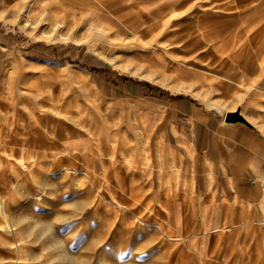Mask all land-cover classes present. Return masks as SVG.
Wrapping results in <instances>:
<instances>
[{
  "label": "rangeland",
  "instance_id": "rangeland-1",
  "mask_svg": "<svg viewBox=\"0 0 264 264\" xmlns=\"http://www.w3.org/2000/svg\"><path fill=\"white\" fill-rule=\"evenodd\" d=\"M25 1L26 5L23 6ZM29 1L30 3H28ZM126 1L130 0H108L103 10L108 12L111 9H122L125 5L123 3ZM214 1H216L214 6L203 11L202 9L201 11L198 10L201 14L196 10H188L186 3L178 7L174 6L177 15L173 16L174 19L171 20L173 25L170 26L186 28L187 36L183 40H180L179 37L169 39L168 25L167 31L158 37L167 45L168 49L164 50L163 53L168 62L170 47V53L173 56L185 57L188 55L190 62L193 59L196 65L198 64L197 69H193L187 77V82L191 84L193 79L197 77L196 79L199 78L200 80L199 83L201 82L200 86L199 83L195 84L196 87L191 84L192 88L188 87L187 90L178 91L169 89V72L150 71L148 68H142V73L134 71L133 68L137 69V65L140 66L135 64L140 53H147V49L139 46V43L134 40L132 32L126 28L120 29L115 36L103 38L101 42L88 46L85 43L76 42L70 35L84 36L86 26L91 21L87 16L89 14L86 15V18H83L81 13L77 14V22H80L81 26L75 28L71 16L69 19L72 23L59 20L55 24L48 18L47 21L46 19L35 21L37 17L42 16L46 9L40 2L0 0V91L8 88V94H12L9 82L12 75L14 76L13 71L19 69L17 64L10 60L14 53L19 58L24 57L27 61L24 69L27 83L38 78L47 80L44 77L50 73L59 81L67 78L66 76L70 71L76 73L77 76L80 75L72 87L74 88L77 84L88 87L89 91L85 92L83 100H74L69 106L68 110L70 111L67 117L60 118L61 116H59L58 118V115L45 117L44 127L47 129L49 122L52 123L56 120L55 123L59 122L60 124H56L57 128L54 132L60 138L59 140L64 142L82 138V148L91 143L92 133L88 131L87 125L107 122L109 125L113 123L123 125L128 130L130 125L127 123L129 122L127 118L136 113L137 104L138 106L145 104L146 107L153 108L152 115L161 117L157 121V132L159 136L164 135L165 140L162 137L160 144L166 150L167 146L169 147L167 134L169 123L165 121L166 109L169 107V98H174L176 95L190 98L191 101L209 108L214 107L210 103L211 101L222 103L223 107H214V109H217L223 117L229 109L238 111L241 115V110H243L248 115H254L257 122L246 117H244L245 120L239 121L255 126L264 132V69L261 71V68L253 62H248L245 66L243 62L234 61L229 57L233 55L230 49L224 55L214 53L213 48L208 50L209 47L207 48L205 44L206 40L202 39L201 35H198L199 30L194 28L197 19L192 17L195 14L203 17L205 16L204 12H210L205 17L208 18L209 22L213 20L214 24H218L225 19V15L229 14V11L238 14L240 9H243L244 12L252 3L250 0H235V3L238 2L237 4L240 5L242 2V4L239 8L228 11L225 8L228 5L225 2L228 0ZM235 3H230V7L235 6ZM7 11H11V14ZM12 13H17L15 14L16 17ZM20 13L22 14L20 15ZM24 15L30 18L27 26H23L22 21L26 19ZM189 16L190 18H188ZM110 25L111 22L108 21L102 26ZM63 28L65 29L63 30ZM159 31L149 33L146 37L148 39H151L149 37H156ZM197 37L204 42H195ZM187 41H191L192 45L187 46L185 44ZM195 54L198 55L193 57ZM21 61H23L22 58ZM142 63L143 61L140 64ZM149 74L155 79L149 78L147 76ZM210 77L219 79L218 88L214 91L209 89ZM68 81L70 82V80ZM246 84H253V88L248 90ZM59 86L64 87L63 84H59ZM10 101L11 106H6V109L8 111L12 109L13 112L21 114V110L13 109L12 98L7 100L8 103ZM80 103L82 111L89 110V112H84L83 116H79V110H77L79 109L77 105ZM34 104V99L28 97L23 106ZM114 128V126L109 128L110 133H113ZM108 136L107 143L109 144L112 143L111 140L115 139V136L113 134ZM131 137L132 134L129 132L128 138L131 139ZM63 147L56 145L54 152L63 149ZM126 149L119 151L124 152ZM157 150L158 148L154 149L153 152L150 151V157L155 162L152 161L151 168H146L144 165V156L140 157L139 161L137 160L134 168L126 162L124 164L123 154H120L121 159L119 158L117 164L123 172L122 190L114 179L108 185L104 184V176L107 175L112 165L108 154L104 156L103 163L97 162L96 165L92 163L95 176L93 181L90 179L87 182L76 180L70 184L69 178L60 169L68 156H60L57 159L58 163L56 157L59 155L54 153L53 159L44 161L40 167H38L40 164H35L36 167L26 170V172L21 171V176L18 177L20 182H18L17 187L20 191L15 196L11 195L14 188H12V178L8 177L10 170L7 167L5 169L7 179L5 177L0 179V195L6 199L3 209L0 210V224H3L5 219L10 220L12 228L17 229L18 234L7 232L6 229L0 227V264H184V262L185 264H229L228 261L232 259L229 253L223 255L213 253L214 245L218 241L217 235L213 234L214 236H210L212 240L209 239L207 240L209 242L206 241L205 243L201 240L204 233L192 229L194 222L199 218L197 212L202 211L203 206L188 208V202L185 200V198H191L188 193H179V198L177 196L178 199L172 201L170 204L173 211L171 222H165L164 219H167L166 209L159 205L160 194H162L160 189L163 186L158 174L165 160H162L164 157L161 159ZM171 152L169 156L172 155ZM98 155L99 153L95 157L98 158ZM6 158V156H0L1 162L5 165L8 161ZM170 159L171 157H169V165L166 161L167 167L164 173L167 176L175 175L174 172L179 167L186 173L188 184H195L197 177L195 169H191L187 165L184 168L182 160L177 158H174L175 160L170 164ZM131 170H134L139 178L141 177V183L136 186L140 187V194L137 197L130 196L134 193L133 190L130 192L133 188L132 182L130 177L125 174ZM81 176L80 174L79 177ZM142 177L146 181L142 180ZM75 182L79 184H74ZM44 189L48 191L44 192ZM40 193L43 196L42 199H38ZM127 193L131 202L134 201L136 204L124 208L116 206L115 201L117 199L123 200ZM207 195H210L209 191L205 193V196ZM220 197L221 194L215 192L214 200L220 203L221 207L234 200L231 197H223L222 199ZM183 198L184 202H181ZM114 199L116 200L114 201ZM136 200H139L138 203ZM234 204L236 205L230 208L231 211L239 215L243 214V217L246 216L242 221L237 216L234 221L243 222L240 227L247 226L248 241L254 236L263 239L258 245L256 241L252 240L255 245L252 255L239 259L237 264H264V199L257 203L241 200L234 202ZM242 204L250 205L241 206ZM178 210L180 213L184 212L185 215L184 221L178 223L180 225H177L174 217V211ZM189 215L191 216L189 217ZM139 216H142L143 222ZM159 222H163V230L160 229ZM222 223H226L225 216H222L220 220V224ZM196 236L200 237L201 242L192 243L188 240L187 244L184 243L186 237L193 238ZM180 237L182 238L180 239ZM210 242L212 245L208 248ZM203 243L208 246L206 249L202 247ZM232 243L231 245L234 247L237 245L240 247L243 244L246 245L247 242L234 240ZM205 251L213 254L204 257Z\"/></svg>",
  "mask_w": 264,
  "mask_h": 264
},
{
  "label": "bare ground",
  "instance_id": "bare-ground-1",
  "mask_svg": "<svg viewBox=\"0 0 264 264\" xmlns=\"http://www.w3.org/2000/svg\"><path fill=\"white\" fill-rule=\"evenodd\" d=\"M32 1L36 3L40 2L42 3V6L46 8L43 11L42 16L37 17L35 21H44V19H46L47 21L48 18L51 19L50 20L51 22H55V24L56 21L58 22L59 20H61V22L72 23L71 20L69 19V17L71 16L74 22L73 27L78 28L79 26H81V23L77 22L78 19L77 14L81 13L83 15V18L89 16V20L91 21L86 26L87 28L84 31L83 34L84 36L80 37L74 34L70 35L71 38H73V40H75L76 42L85 43L88 46H92L97 42L98 43L101 42L103 38H109L113 35L115 36L120 29L126 28V30L132 32L134 36V40L137 43H139L138 45L144 49H147V53H140L138 60L135 62V64H139L140 66L137 65V69L133 68L134 71L141 72L142 68H148L150 71L153 70V71H161L166 73L169 72V88L173 90H178V91L183 89L187 90L188 87L192 88L190 86L191 84L195 86V84L199 83L200 81L199 78L196 79L197 78L196 77L193 79L191 84L187 82L188 80L187 77L190 75L192 70L197 69L198 64L196 65V63L194 62L195 60L193 61L192 59V61L190 62V58H189L190 56L188 55H186L185 57L173 56L170 53V47H169L168 50L169 62H168L166 60L167 58L165 59L163 53L164 50L166 51V49H168L167 45L166 43L161 41L160 38L158 37L160 34L162 35L167 31L168 25H169V39L179 37L180 40H183L187 36V33H185V31H187L186 28L184 27L177 28L174 26H170L172 24L171 20L173 16L177 15L175 13L176 8L174 6L178 7L179 5L186 3L188 4L187 7L188 10L189 9L196 10V12H198V10L201 11L202 9L203 11L210 8L211 6H214V3L216 2L214 0H137V1L130 0L128 2L126 1V3H123L125 4L123 6L124 8L122 7V9L119 10L111 9L108 12L103 10V7L107 4L108 0H32ZM232 2L234 4L235 0H228L225 2L228 4L227 7H225L226 9H228V11L229 9L239 8L240 5L242 4L241 2L239 5L237 4L238 3L237 2L235 3L236 4L235 6L230 7V3ZM250 2L252 4L248 7V9H246V11L243 12L242 11L243 9H240L238 14L229 11L230 13L225 15V19H223V21L221 20V22L218 24H214L213 20L209 22L208 18L205 17L206 14L210 12H204L205 16L203 17H200L198 14H195L192 16L193 18L196 17L197 19V23L194 26V28L198 29L199 30L198 35H201L202 39L206 40L205 44L207 48L209 47L208 50L209 49L211 50V48H213L215 51L214 53L216 54L221 53L222 55H224L225 52L228 49H230V51L233 52V55L229 57H231L234 61L241 63L243 62L245 66L247 65L248 62H253L256 64V66L258 65V67L261 68V71H263L262 69H264V0H250ZM28 3H30V1ZM25 5H26V1L23 3V6ZM11 11H7V12L10 13ZM64 11L65 13H63ZM12 14H14V17H16L15 14L17 13H12ZM21 14L22 13H20V15ZM24 17L22 19H24ZM25 18L26 19L22 21L23 26L24 25L27 26V22L30 20L29 17H25ZM188 18H190V16ZM19 19L21 18L19 17ZM19 19L17 20L19 21ZM108 21L111 22L110 26H102L103 24H106ZM64 29L65 28H63V30ZM156 30L157 31L160 30L159 33L157 34L155 33L157 35L156 37L153 38L149 37L151 39H148L146 37L149 33H153ZM202 39L197 37V40L195 42L203 43L204 41ZM185 44H187V46H190L192 45V42L187 41L185 42ZM165 53L168 54L167 52ZM227 53L229 54V52ZM197 55L195 54L193 57ZM10 58H11L10 60H13V62L17 64V67L19 69H15L13 71L14 76L12 75V79L9 82L10 92L12 94L10 95L8 94V90H7L8 88L6 90L4 88L0 91V152H1L0 156L1 155L6 156L7 157L6 159L8 160L6 165L2 163L0 160V179H3L6 176L5 169L8 167L10 170L9 172L10 176L8 177L12 178V182L14 185V187L12 185V188L14 189L12 190L11 195L15 196L20 191V189H18L17 187H18V182H20V179H18V177L20 178L21 171L26 172V170L36 167L37 165L35 166V164H40L38 165V167H40L41 165H43L44 161H48L49 159H51L55 155L54 153H56V155H59L56 157L57 162H58L57 159H59L60 156L61 157L68 156L67 160L63 162V164L61 163L62 166L60 169L65 172L64 175L69 178L71 182L70 184H72L76 180L87 182V180L90 179L93 181L95 176H94V169L92 163L93 164L95 163V165L97 164V162L103 163L104 162L103 160L105 159L104 156L108 154V158L111 160L112 165L111 166L109 165L110 170L107 173V175L105 174L104 176V182H105L104 184L108 185V183H110L114 179L117 181L118 187H120L121 189L122 186L121 180H122L123 172L121 171L122 169L119 167V164H117L118 161L121 159L120 154H123L124 158L123 157L122 158L124 159V164L126 162L134 166V168L137 160L139 161V158L144 156L145 158L144 165L146 166V168H148L152 166L153 163H155L152 160L153 158L150 157V151L153 152L154 149L156 150V148H158L157 151L159 152L158 153L159 156L161 157V159L164 157L162 160H165L164 165H162V167L160 168V173H158L159 177L161 178L160 179L161 185L163 186L160 189L162 190V194H160L159 205L160 207L166 209L167 219L164 220L165 222L170 223L171 222L170 219L172 217L171 214L173 213L170 204L172 203L173 200L179 198L178 196L179 193L182 194L187 192L186 189L187 184L182 176L181 169L179 167L176 168L177 171L174 172L175 175L173 174L171 176L170 174L169 176H167L164 173L167 164L169 165V157L171 156H169V147L167 146L165 150L164 147L161 146L160 144L161 138L164 137V135L161 136L158 135L157 121L161 117L160 116L158 117L157 115H152L153 108L146 107L145 104H141L140 106H138L137 104L136 113H134V115L131 116L129 115L130 118L129 117L127 118L129 119L128 120L129 122L127 123H129L130 125V128L128 130L125 129L123 125H116L114 123H113L114 125L113 124L109 125L107 122H102L100 124L94 123L93 125L90 126L87 125V128H89L88 131L92 133V134L90 133L92 137H91L90 145H87L84 148H82L81 146L82 138L75 141L66 140L63 143H61L60 141L58 142L56 141L57 136L55 135L54 130L57 128L56 124H60V123L59 122L55 123L56 122L55 119H54L55 121H53L52 123L49 122L50 124L47 128H50L51 132L50 133L46 132L48 134L46 135L44 130V126L46 123L45 117L50 115L53 116L58 115L57 116L58 118L59 116H61L60 118L67 117L70 111L68 110L69 106L74 102V100L82 101L83 100L82 98H84L83 95L88 90V87L82 84L81 85L77 84L75 85L76 88L75 87L73 88L72 85L75 84L76 78H79L80 75L77 76V74L73 73L72 71H70L68 75L66 74L67 78L64 77L65 79H62L61 81H59L58 78L54 77L53 74L49 72L50 74L44 77L47 78V80L38 78L32 80L30 83H27L26 76L24 75L26 72L24 69L26 68L27 65V61L25 60V58L21 57L23 60L21 61V58H19L16 55V53H14L13 56H11ZM142 61L143 63L140 64ZM147 76L149 78L155 79V77L152 76L151 74ZM66 79L70 80V82ZM218 81H219L218 78L210 77L209 89H211L212 91L216 90L218 88V84H217ZM260 81L262 80L260 79ZM206 83L208 84V81H206ZM59 84H63L64 87L59 86ZM255 84L257 83L255 82ZM252 85L246 84V88L249 90L253 88ZM66 90H68V92H66ZM70 91L72 92L69 93ZM28 97L33 98L35 104L23 106L25 99ZM9 98H12L14 102L13 109L19 111L21 110L22 111L21 114H19L18 112H13L12 109L9 111L6 109V106H11V101L10 103L7 102ZM210 103L214 107H223L221 105L222 103L220 104L219 102L211 101ZM78 106L79 109L77 110H79L78 111L79 116H83L84 112H89V110L82 111V109L80 108L81 103L77 105V108ZM228 111H230V109ZM231 112H236V111H230L228 113ZM247 118L249 120L255 121V117L247 116ZM112 126H114L115 128L113 133H110L109 128ZM129 132L132 134L131 139L128 138ZM109 134H113L115 136V139L111 140L112 143L108 144L107 136ZM47 136H49L50 139L52 138V140L49 141L50 139H47ZM61 144L64 145V147L62 146L63 149L61 148L57 152H54L56 150L55 149L56 145L61 146ZM153 147L154 149L152 150ZM125 148H127L126 151L124 152L119 151V150L122 151ZM97 153H99L98 158L95 157ZM170 160H171L170 164H172V162L175 159H170ZM47 169H43V170H47ZM80 174L82 175L81 177H79ZM125 174L130 177L132 182L133 188L131 189L130 192H132L133 190L134 193H132L133 195L131 194L130 196L137 197L140 194L139 193L140 187L138 188L136 186L141 183V179H140L141 177L139 178V176H137V173H135L134 170H131L130 172L129 171L125 172ZM143 177L142 180H144ZM148 181L150 182V180ZM74 184H79V183L75 182ZM47 191H48L47 189H44V192ZM42 198H43L42 194L38 196V199H42ZM115 200L116 199H114V201ZM5 201L6 199H3V195H0V210L3 209V204L5 203ZM115 204L116 206H122L124 208L127 207L128 205H135L136 202L134 201L131 202L127 193V195L124 197L123 200L117 199L115 201ZM249 205L250 204H242L241 206H249ZM230 208L231 206L228 205L226 207H223L222 210L225 212L224 214L227 215V217L230 214H233L232 221L222 225L215 224L213 227L207 222L205 226H203L202 228V232L204 233V236L203 239L201 240L206 243L207 240L209 239L212 240L210 236L211 237L214 236L213 234L217 235L218 241L214 245L213 253L215 255H223L229 253V256H231L232 259H230L231 257H228L230 259L228 263L237 264L239 259H243L247 256L252 255L254 249L253 247L255 246L252 240L256 241L258 245L259 243H261L263 239L254 236L253 239L248 241L247 226H244L242 224L244 227H240V224L243 222L234 221V218L237 219V216L240 217L241 221L242 219H245L246 216L243 217V214L239 215L236 212L231 211ZM211 210H219V208L212 207ZM208 211L209 210L207 209L206 214H208ZM202 215L205 218V213H203ZM174 217L176 218L177 225H180L178 223L184 221L185 215L184 212L180 213V211L178 210V211H174ZM139 219H141V222H143L144 220L142 216H139ZM0 227L6 229L7 232H13L18 234L17 233L18 230L12 228L11 222L8 219H5L3 221V224L2 223L0 224ZM159 227L161 230L164 229L163 222H159ZM197 229L198 226H195L194 230ZM181 238L182 237H180V239ZM188 240L189 242L192 243H195L197 241L201 242L200 237L197 236L193 238L186 237L184 243L187 244ZM234 240L235 241L242 240L245 243L246 242L247 243L246 245L243 244V246L240 247L238 245L237 247H234L233 245H231V243L234 242ZM241 243L239 244L241 245ZM211 245L212 242H210L209 247L203 243L202 247L206 249V247L210 248ZM209 253L205 251L204 257H209L211 254H213L212 252L210 254Z\"/></svg>",
  "mask_w": 264,
  "mask_h": 264
},
{
  "label": "crops",
  "instance_id": "crops-1",
  "mask_svg": "<svg viewBox=\"0 0 264 264\" xmlns=\"http://www.w3.org/2000/svg\"><path fill=\"white\" fill-rule=\"evenodd\" d=\"M167 108L165 121L169 123L167 134L171 159H181L184 168L187 165L197 173L195 184H188L187 175L181 170L187 184L186 193L191 197L185 198L187 207L203 206L202 211L197 212L199 218L192 229L198 226L197 230L202 232L207 222L212 227L225 224H220L222 216H225L226 223L232 221L233 214L227 217L220 203L214 200L215 192L221 194L220 199L234 198L226 205L231 204V207H235L236 201L257 203L264 199L263 131L244 122L228 121V111L223 117L214 107L199 105L178 95L169 98ZM241 113L246 118L252 116L243 110ZM44 130L45 133L51 132L50 128L44 127ZM59 139L57 137L56 141ZM208 191L210 195L205 196ZM212 207L219 210H211Z\"/></svg>",
  "mask_w": 264,
  "mask_h": 264
},
{
  "label": "water",
  "instance_id": "water-1",
  "mask_svg": "<svg viewBox=\"0 0 264 264\" xmlns=\"http://www.w3.org/2000/svg\"><path fill=\"white\" fill-rule=\"evenodd\" d=\"M226 119L228 121H239V120H245L244 116L241 115L238 111L231 112L226 115Z\"/></svg>",
  "mask_w": 264,
  "mask_h": 264
}]
</instances>
